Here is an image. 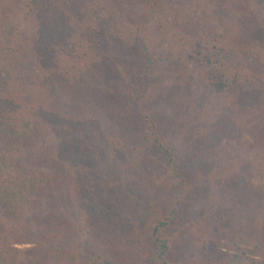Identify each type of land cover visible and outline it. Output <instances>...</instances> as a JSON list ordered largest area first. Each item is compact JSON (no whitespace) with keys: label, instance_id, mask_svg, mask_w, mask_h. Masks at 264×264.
I'll list each match as a JSON object with an SVG mask.
<instances>
[{"label":"trees","instance_id":"obj_1","mask_svg":"<svg viewBox=\"0 0 264 264\" xmlns=\"http://www.w3.org/2000/svg\"><path fill=\"white\" fill-rule=\"evenodd\" d=\"M235 12L264 0H0V264H264Z\"/></svg>","mask_w":264,"mask_h":264},{"label":"rangeland","instance_id":"obj_2","mask_svg":"<svg viewBox=\"0 0 264 264\" xmlns=\"http://www.w3.org/2000/svg\"><path fill=\"white\" fill-rule=\"evenodd\" d=\"M240 9H243V7ZM261 18L262 17L259 16L247 17L243 15V12H238V13L235 12L232 15V19L231 22H229V25L232 26V29L239 30L243 34L245 33L244 35L247 38L260 41L264 39V22L262 21ZM161 67L163 68L165 66H162L161 64ZM163 69L171 73L170 70H168L167 68H163ZM254 186L264 191V177H262L259 181L255 182ZM237 264H250V263L247 261L239 260Z\"/></svg>","mask_w":264,"mask_h":264}]
</instances>
